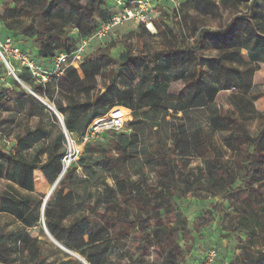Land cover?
Returning <instances> with one entry per match:
<instances>
[{
	"label": "trees",
	"instance_id": "trees-1",
	"mask_svg": "<svg viewBox=\"0 0 264 264\" xmlns=\"http://www.w3.org/2000/svg\"><path fill=\"white\" fill-rule=\"evenodd\" d=\"M262 2L252 0L246 13L217 30L193 23L192 41L186 27L159 25L162 13L154 22L156 34L140 26L136 47L125 42L116 55L109 48L86 55L80 72L70 68L53 79L44 96L37 93L41 86L27 69L18 74L45 100L48 89L58 92L70 81L84 86V104L67 107L48 100L79 143L92 122L113 108L131 111L126 125L131 132L109 131L103 142L86 143L65 172L66 139L57 117L9 76L14 87L0 90V115L20 106L38 122L34 128L12 122L14 143L8 150L0 147V218L13 223H0V264H15L14 256L25 252L34 264H48L53 257V264H83L48 238L30 235V229L43 226L42 219L53 240L87 264H152V256L162 264H180L178 258L196 248L194 234L214 223L224 238L237 240L226 264H264V113L255 106L263 94L252 80L264 64ZM186 6L202 14L218 9L212 0H189ZM1 8L5 35L30 40L41 60L61 52L71 55L78 47L73 31L80 37L94 34L112 17L106 0H5ZM157 37L161 43L150 46ZM205 51L212 55L205 56ZM70 72L84 74V79ZM126 76L135 79L136 89L116 94ZM172 83L180 84L178 92H171ZM222 92H230L226 101L233 111L217 105ZM253 122L260 126L255 134ZM146 128L150 135L143 142L139 131ZM215 133L223 134L222 148L214 144ZM36 171L52 185L61 177L43 213L46 197L35 190H50ZM202 194L214 200L191 222L179 203Z\"/></svg>",
	"mask_w": 264,
	"mask_h": 264
},
{
	"label": "rangeland",
	"instance_id": "rangeland-1",
	"mask_svg": "<svg viewBox=\"0 0 264 264\" xmlns=\"http://www.w3.org/2000/svg\"><path fill=\"white\" fill-rule=\"evenodd\" d=\"M4 1L5 0H0V10L2 9L1 8L2 3ZM188 1L189 0H158L156 2V9L157 11L163 13L165 17L163 20L157 22L159 23V25H162L164 27L171 26V27H174L175 29L179 28L182 30L183 28L186 27V32H187L188 37L190 38L189 39L190 41H192L193 34H194L193 23L196 22V26L199 28H209V29L217 30L220 27L227 25L228 22L234 16L246 13L247 6L250 5L252 2V0H249L248 3H246L245 1L242 2L238 0L237 1L233 0V2H229L227 5H224L223 3H221L220 0H212L216 2L218 9L214 7H210V11L207 14H202L199 11H197L194 7L186 6V2ZM259 8L261 12H264V2H262V5H260ZM93 20L94 22L99 21V19L96 16L94 17ZM139 29H140V26H134L131 24L115 26L110 31H108V33L106 34V36L104 37L102 41L94 39L92 37L93 36L92 34L88 36L83 35L80 37L78 36L79 34L77 31H73L72 35L76 38L78 45H81L83 41L88 42V47L86 49L85 56L91 55L94 52L100 50L101 48H109L112 50L113 54L116 55V53H118L119 50H121L122 45L125 42H131L135 45V47L137 46L134 35ZM146 29L151 34H156V28L154 26L152 29H148V28ZM5 33L6 32L3 30L1 34L5 35ZM10 37H12V35ZM12 39L17 46L21 48L27 47L28 40L21 39L16 36H14ZM159 43L161 42H160V39L157 37L156 39L151 41L150 46H157ZM204 54L205 56H210L212 55V52L205 51ZM243 55L245 56L246 61L249 62L246 52H244ZM85 56H84V61H85ZM3 66L0 65V90L7 91V90H11L14 87V83L12 82V79L8 75L9 73L7 72L8 71L7 68ZM70 74L72 75L73 78H78V80L84 79V74L78 75V74H74L73 72H70ZM252 80H253V84L256 86L257 92L263 94V97L260 98L255 103L256 109L259 112L264 113V64H260L256 68V71L253 73ZM99 84H103V78L99 79ZM136 87H137V84H136L135 79L131 76H126L119 80L114 91L117 94L126 89H131V88L136 89ZM179 90H180V84H177V83L171 84V92H178ZM45 91H46L45 88H40L38 89L37 93L39 95H43ZM229 94L230 92L220 93L216 98V103L217 105L224 107L225 110L233 111V107L226 101V98ZM45 95L51 103L54 102L55 105L58 103H61L67 107H69L71 103L84 104L88 102V97L85 92L84 86H81V85L75 86L74 82H71V81L68 87L61 86L58 92L53 91L52 88L48 89ZM38 102L42 106H45L48 110H50L41 101L38 100ZM145 105L149 106L150 103L147 102ZM127 114L128 115L130 114L128 118L130 117L132 118L131 111ZM0 116H1L0 123L1 122L3 123V126L0 127L1 137H2V141L0 142V147L3 150L4 149L8 150L7 148L8 144L6 143L7 140L9 141V143L14 142V138H13L14 131H12L13 126L11 124L12 122L23 123L24 125L30 126L31 128H34L38 122L36 118L26 116V114H24V112L20 110V106L14 109L12 113H9V114L3 113ZM60 117L63 121V116L60 115ZM58 125H61L59 120H58ZM259 127L260 126L257 122H253L250 125V130L253 134H255L258 131ZM47 130L49 131L51 130V128L48 125H47ZM127 130H128L127 131L128 133L131 132V130H129L128 128ZM149 131L150 130L148 128H146L143 132L139 131V135L141 136L143 142L146 140L147 137H149L150 135ZM167 134H169V129H167ZM78 143L79 142H77V144ZM4 144L6 145V148H4ZM214 144L217 147L222 148L223 134L221 133L214 134ZM133 155L138 156V152L135 150ZM227 156L229 157L230 154L228 153ZM42 159H45V157L42 156ZM191 162L193 166H196L195 159ZM109 183L113 185V182L111 181V179H109ZM12 186L20 194L27 195V193L21 190L18 186H15V185H12ZM52 186L53 185L48 181V188L50 191H51ZM102 189L103 188L101 187V190ZM93 190L94 188H92V191ZM50 191L48 192V191L35 190V194L43 195L46 197L50 193ZM213 200L214 199L212 197L206 194H202L198 200L197 198L194 199L193 197H191V195H188L184 199V201L182 200V202L179 204H180V207H182L188 219H190L191 222H193L197 219L196 217L198 215V212L201 211L203 207L204 208L208 207L209 204ZM42 213H43V208H42ZM217 213L219 215L221 214L220 211H218ZM0 223L13 224L11 223L10 219L8 218L6 219L4 217L0 218ZM41 224H43V219L41 220ZM218 228H219V224L214 223L208 229L203 230L200 234L195 233L194 236H196L197 241L195 244L196 248L193 252L194 254L193 253L187 254L185 257L178 258V261H180V264H195L196 261L202 260L205 252H207V250L212 247H216L217 250L219 251V257L215 264H226V262H228V260H230L233 257L234 253L236 252L237 240L233 238H229V239L224 238L222 235L219 234L217 230ZM29 233L33 238H38L41 240H43L44 238H48L50 240V238L46 234L45 228L42 225H39L37 227H34L33 229H30ZM127 245L129 246V244ZM14 258L16 260L15 264H34L36 261L27 252L23 254L17 253V256H14ZM54 259L55 257L50 258L47 263L53 264ZM149 261L152 264H162V261L158 260L155 256L150 257Z\"/></svg>",
	"mask_w": 264,
	"mask_h": 264
},
{
	"label": "built area",
	"instance_id": "built-area-1",
	"mask_svg": "<svg viewBox=\"0 0 264 264\" xmlns=\"http://www.w3.org/2000/svg\"><path fill=\"white\" fill-rule=\"evenodd\" d=\"M115 7L112 11V17L110 20L104 22L94 34L93 38L102 41L108 31L115 26L121 25H134L144 26L148 29H152L154 22L162 17V13L157 11L156 2L158 0H108ZM111 7V8H114ZM3 28L0 23V63L4 65L9 73V76L14 78L21 86H23L32 96L45 104L49 109L55 110L53 105H50L47 100L40 97L33 92L28 86L24 85L18 78L24 69H27L34 84H38L41 88L46 86L53 80L59 79L65 75L67 70L74 68L77 71H81V65L84 61L88 42L83 41L81 45H78L75 52L71 55L66 52H61L55 55L52 59L41 60L37 54L24 50L17 46L11 37L2 35ZM56 111V110H55ZM130 110L123 107H115L110 112L101 118H98L92 122L89 126L85 136L81 142L77 144L67 132L65 125L62 121V129L65 134V150L66 154L63 158L64 171L70 166L76 163L79 156L83 152L84 145L89 142H103L104 135L109 131L127 132V122L132 120L128 118ZM58 114V112L56 111ZM59 115V114H58ZM9 148L14 142L9 143ZM44 227V221H43ZM45 228V227H44ZM219 257V251L216 247L209 248L205 252L202 260L196 261L195 264H215Z\"/></svg>",
	"mask_w": 264,
	"mask_h": 264
},
{
	"label": "water",
	"instance_id": "water-1",
	"mask_svg": "<svg viewBox=\"0 0 264 264\" xmlns=\"http://www.w3.org/2000/svg\"><path fill=\"white\" fill-rule=\"evenodd\" d=\"M50 110L55 114V116L57 117V119H58V120L60 121V123L62 124V119H61L60 115H58V114L56 113L55 110H53V109H50ZM60 178H61V177H60ZM60 178H59V179L56 181V183L52 186L50 193L46 196V199H45V201H44V203H43V212H44V209H45V207H46L47 201L49 200V198H50V196H51L53 190H54L55 187L57 186V184H58ZM45 231H46L47 236L50 238V240H51L53 243H55V244H56L57 246H59L62 250H64L65 252H67L68 254H70L71 256H73L74 258H76L77 260H79L80 262H82L83 264H87L86 261H85L83 258H81L79 255L77 256V254L72 253V252H70V251L64 249V248H63L62 246H60L59 244H57V243L53 240V238L50 236V234L48 233V231H47V230H45ZM41 264H42V262H41Z\"/></svg>",
	"mask_w": 264,
	"mask_h": 264
},
{
	"label": "crops",
	"instance_id": "crops-1",
	"mask_svg": "<svg viewBox=\"0 0 264 264\" xmlns=\"http://www.w3.org/2000/svg\"><path fill=\"white\" fill-rule=\"evenodd\" d=\"M106 2H107L108 10L112 13V11L115 10V7L112 6L110 1L106 0ZM111 7H114V8H111ZM22 49L30 51L31 53H34V54H37V52H38V49L33 45V43L30 40H28V42H27V47L22 48ZM36 172H39L42 175V177L44 178L45 183L48 184V180L45 178L43 173L41 171H36Z\"/></svg>",
	"mask_w": 264,
	"mask_h": 264
}]
</instances>
